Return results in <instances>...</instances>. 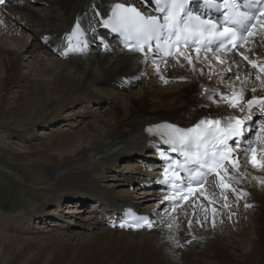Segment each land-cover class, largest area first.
I'll return each instance as SVG.
<instances>
[{
	"label": "bare ground",
	"instance_id": "1",
	"mask_svg": "<svg viewBox=\"0 0 264 264\" xmlns=\"http://www.w3.org/2000/svg\"><path fill=\"white\" fill-rule=\"evenodd\" d=\"M30 1L12 0L4 7L5 11L0 9V39L16 35L12 18L21 16L33 39L36 38L35 45L26 46L30 47L26 52L34 55L35 50L44 47L59 58L41 66V59L34 57L31 69L21 74L24 44L0 45V128L15 129L18 135L34 119L43 124L61 119L64 109L78 104L81 98L103 101L93 100L98 95L93 91L109 86L118 88L122 77L129 78L133 84L114 90L115 99L109 101L110 106L103 105L93 120H84L89 116L87 112L79 113L84 120L82 131L54 129L47 141L30 143L23 146V151L7 149L0 136V148L6 154L35 159V163L44 161L43 165L28 167L33 176L31 183L44 185L43 171H49L57 174L59 184V190H53L42 205L13 220L5 215L0 217V264H257L258 261L264 264V161L259 165L250 161L253 155L256 160L264 156V139L257 140L256 151L239 153L234 160L237 167L227 166L211 181V194L203 188L175 211L165 208L153 191L146 194L153 196L154 202L145 206L141 202L146 197L110 191L100 182L119 158H124L125 163H149L150 137L144 132V125L158 121L188 125L207 114L239 116L227 102L229 98H239L241 93L243 97H264V71H261L264 35L257 39L251 51L246 50L248 62H256L255 68L229 57L180 51L168 62L154 63L149 69L144 57L118 49L113 39L106 50L98 45L94 47L96 50L87 51L86 56L62 58L59 55L71 29L85 20L81 13L86 11L97 25L93 9H106L115 0H40L44 5L41 12L33 10L28 5ZM87 28L93 26L88 24ZM259 69L263 75H259ZM145 71L153 75V81L140 77ZM25 80L27 86L22 82ZM258 81L261 85H257ZM13 85L20 90L10 97L8 92ZM133 85L139 86L138 92L127 91ZM118 91L126 93L122 96ZM222 95L228 99L223 100ZM40 100L46 104H40ZM56 100L64 102L57 112L49 116L39 113ZM212 102L217 105L212 106ZM29 103H35L36 107L31 108ZM26 120L27 124L22 123ZM128 163L125 167L130 170L126 177L122 176L121 185L123 180L129 184L139 178L140 173L133 176L138 166L133 168ZM221 180L229 187L225 188ZM91 200L93 205L98 201L101 204L91 212L94 216H90L86 227L79 232L69 235L63 226L64 231H60L63 238L55 233L41 239L22 236L30 227L21 224L33 218L44 220L42 216H48L46 219L53 229L61 226L51 222L57 216L45 211L47 204L57 203L59 212L65 213L62 205H83ZM129 205L150 213L160 223L150 231L108 228L105 221L112 218L115 210ZM34 249L35 256H31Z\"/></svg>",
	"mask_w": 264,
	"mask_h": 264
},
{
	"label": "rangeland",
	"instance_id": "2",
	"mask_svg": "<svg viewBox=\"0 0 264 264\" xmlns=\"http://www.w3.org/2000/svg\"><path fill=\"white\" fill-rule=\"evenodd\" d=\"M29 6L32 7L33 10L41 12L43 10L44 5L40 2V0H31ZM43 6V7H42ZM12 25L16 29L17 33L16 35H13V38H3L0 39V45L2 44L3 46H14L15 42H21L24 44L23 50H22V60H21V67L20 71L21 74H26L27 71H29L32 67L33 60L32 58L36 57V59H41V66L43 64H51V62L56 61L59 57L56 56L55 53H50L48 52L44 47L41 48L40 51H34V55H30L26 51L30 47H26L29 44L35 45V40L36 38L34 37L31 30L28 28V26H25V22L23 19H21V16L13 17L12 18ZM4 40V41H3ZM41 40V39H40ZM93 50H96L93 46L90 47V50L88 52H91ZM87 53L84 55L86 56ZM55 55V56H54ZM86 62L84 61V64ZM148 72V71H147ZM151 73H147L143 79H147L148 81H153V75ZM25 86L28 85V81H22ZM227 82H230V80H227ZM179 83V82H178ZM164 87L165 85H161ZM110 88L112 90H118L115 87H104L97 89L96 92L98 95L97 97H94L93 100H105L108 97L111 101L113 98L114 94L112 93L113 91L110 92ZM18 87L17 86H11L8 96L10 97H15L18 93ZM130 93H136L139 91V86H134L131 87L129 90ZM126 93V91H118V94H123ZM116 94V97L118 96ZM100 95V96H99ZM121 96V97H122ZM99 98V99H98ZM115 99V98H113ZM55 102V103H54ZM90 100L87 101L85 98H81L80 102L78 104H74V106L70 107L69 109H64L62 115V118L59 120H54L52 122H46V123H40V120H33L32 123L27 124V120L23 121L22 123L27 124L26 131L21 132L20 134L17 135L15 133V129H4L0 128V136H1V142L4 146H6L7 149H11L13 151H23L24 147L29 145L30 143H42L45 142L49 139V135L53 134L54 131L57 130H76V131H82L84 129V125L82 123L83 118L79 117L82 113L87 112L89 116L85 118L84 120L87 119H94V117L99 113L100 110L103 109V107H108L109 102L102 107L95 108L94 106H97L96 102H93L90 107H87L85 109V104L89 103ZM98 102V101H97ZM101 102V101H99ZM40 104H46V101L40 100ZM64 103V102H63ZM63 103H59V101H53V104L48 105L45 107V110H40L39 113L43 114L45 113L46 116H49L53 114L54 112H57L60 109V106ZM102 103V102H101ZM31 108H35L36 104L35 103H29ZM110 106V105H109ZM55 110V111H54ZM68 113H67V112ZM79 113H81L79 115ZM69 114V115H68ZM83 115V114H82ZM70 117H73L72 119H69ZM66 119V120H64ZM31 120V117H30ZM83 120V121H84ZM63 121L62 123H60ZM19 123V121H17ZM63 124V125H62ZM55 129V130H54ZM24 146V147H23ZM122 160L121 162H116L115 167H112V169L106 173L107 176H104L101 184L104 185V187H107L110 191H123V192H129L128 191V186L134 181H132L129 184H126L125 181L123 180V185H121V181L123 177H126L128 175V170L125 163L124 158H119L117 161ZM253 160V157H251L250 161ZM258 161H261L258 160ZM262 162V161H261ZM132 162L128 163L131 164ZM44 161L42 160L41 162H36L35 159L31 160H25L22 158H16L14 155H9L6 154V150L0 148V217H5L7 216V219L13 220L14 218L18 217L24 212H27L29 210H32L35 206H40L42 205L46 199L52 194L53 190H59V184L57 183V174L49 171H43L44 173L42 174V181H44V185L40 184L41 182H38L39 184L35 185L31 182H33V176L31 174V169L28 167H33L35 165H43ZM264 168V167H263ZM142 171V170H141ZM136 173V170L134 174ZM105 174V175H106ZM124 175V176H123ZM140 175V174H139ZM123 176V177H122ZM138 176V175H137ZM139 184V182H138ZM35 185V186H34ZM135 185V184H133ZM42 186V187H40ZM127 186V187H125ZM139 186V185H138ZM137 186V188H138ZM210 187V185H209ZM211 188V187H210ZM210 189L207 190L209 192ZM212 190V188H211ZM62 193V190L60 191V194ZM133 196H142L146 197L143 203L145 206L150 205L154 202V197L149 196V194H146V192L143 191V189L138 191L136 190V187H133V190L130 191ZM142 193V194H139ZM212 193V191H211ZM210 193V194H211ZM209 194V193H207ZM64 197V196H63ZM139 199V198H138ZM234 202L235 199L230 198ZM67 200L66 202H68ZM214 204V203H213ZM57 203H50L45 206L46 210L50 213L51 216H57L53 217L54 219H51L53 223H58L61 225L60 227L57 226V229H53L52 225L49 224L50 220L46 217L48 216H42V219L44 220H37L36 218L31 219L28 223H22L21 225L24 228L30 227L29 231L22 232V236L26 238H36V239H41L42 237L46 236H51L54 233L61 238H63V233L60 231H64L63 228L65 227V232L68 233L69 235L79 232L80 229L82 230L84 227H86V223L90 220V216L92 215L91 212H88V209L86 207H78L77 205H62L65 209V213L59 212L60 210L57 209ZM21 211V212H20ZM14 214V215H13ZM64 217L60 218L59 216L62 215ZM72 217V219L70 218ZM70 218V219H69ZM57 220H59L57 222ZM71 220V222H70ZM233 221V220H232ZM235 221V220H234ZM85 225V226H84ZM28 226V227H27ZM64 226V227H63ZM90 230V228H89ZM89 234H91V231H88ZM66 237V236H65ZM31 256H35V249L33 250ZM24 263V262H23ZM22 262L18 264H23ZM257 264H262V261H258Z\"/></svg>",
	"mask_w": 264,
	"mask_h": 264
},
{
	"label": "snow or ice",
	"instance_id": "3",
	"mask_svg": "<svg viewBox=\"0 0 264 264\" xmlns=\"http://www.w3.org/2000/svg\"><path fill=\"white\" fill-rule=\"evenodd\" d=\"M4 2L5 0H0V4ZM204 3L208 7L217 9V19L220 16L223 17L222 30L217 22L201 20L199 15H193L191 0H155L157 10L162 14V20L156 16H145L135 7L117 4L112 17L106 22V26H110L114 32L126 33L130 39H136L138 47L131 50L141 52L144 51V48L139 46L140 41L148 43L155 39L158 41L156 47L159 49L161 46L159 41L166 33L167 38L163 43L168 47L166 55L169 56L173 55L171 47L178 45L181 39L185 44L188 43L189 38H193L194 43L198 42L195 39L196 37L207 40L209 44L215 40L219 41V47L221 48L225 47L224 41H229V43H232V47H235L234 38L237 36V31L247 32L248 35L243 38L248 39L259 34L254 31L257 24L260 25L261 29H264V0H243V4L239 0H221V3H216V0H204ZM242 7L245 9L244 11L240 10ZM221 8L224 11L221 12ZM76 31H80L79 23L76 25ZM173 37H175V40H173ZM44 40L47 41L48 37H44ZM149 51H151V48H149ZM64 54L66 55V53ZM244 59L247 60L248 58L244 57ZM189 63H191L190 59ZM249 63L254 68L257 67L256 62L249 61ZM261 71H264V68H261ZM257 78L259 79V77ZM252 91L255 92V89ZM233 97H235V93ZM227 102L232 108H239L242 111H251L253 105H257L260 108L261 116L264 117V99L257 100L253 96L252 99L245 101L241 93L239 98H229ZM246 123L254 125L255 120L251 115H249L247 121L230 119L226 121L227 127L223 128L220 126L221 121L219 119H202L194 127L187 129H181L170 124L163 125V127L168 130L169 142L173 145H178L181 148H191L195 144L197 153L191 159L204 167L208 165L210 160L216 162L218 156L221 159L226 158L221 156L220 148L227 149L229 139L236 142L234 138L243 135L242 126ZM253 132H255V129L249 127V134L251 135ZM261 139H264V137L257 135V140ZM201 146L204 147L202 154L199 152ZM209 148L213 150L211 153ZM249 148H252V141H249ZM176 150L177 147H173V151ZM261 161H264V156L261 157ZM261 161H257L255 155H253L254 164L259 165ZM233 166L237 167L234 162ZM216 174L219 175L218 172ZM221 184L223 185V180H221ZM223 186L225 188L229 187L228 185ZM246 206L250 207L251 205ZM148 227H151V224H148Z\"/></svg>",
	"mask_w": 264,
	"mask_h": 264
}]
</instances>
